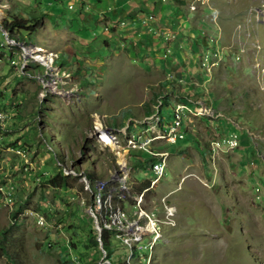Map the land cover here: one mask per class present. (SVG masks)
<instances>
[{"label": "rangeland", "instance_id": "obj_1", "mask_svg": "<svg viewBox=\"0 0 264 264\" xmlns=\"http://www.w3.org/2000/svg\"><path fill=\"white\" fill-rule=\"evenodd\" d=\"M15 1L0 0L1 33L5 31L1 23L13 15L44 13L50 18L55 13L67 22L72 12L67 9L70 0H39V13L17 12L25 3ZM152 1L154 11L145 6L142 15L146 13L150 21L153 15L151 36L158 46L151 41V48L164 50L156 57L164 61L172 48H178L174 47L176 39L183 41L182 63L173 60L181 66L179 84L174 83V69L164 77L159 71L147 73L144 54L132 58L117 49L80 53V48L66 44L64 49L76 62L57 59L62 71L54 64L53 48L32 43L18 48L8 37L7 43L0 39V264H116L126 260L125 245L117 240L110 243L109 263L103 260L106 253L100 247L101 256L83 247L91 229L97 233L94 222L99 220L88 210L95 191L92 182L109 179L119 157L132 165L144 153H127L124 147L116 152L114 145H103L92 128L97 125L126 133L131 127V133L137 134L139 123L147 117L144 113H153L161 99L160 117L166 124L159 127L166 130L174 120L171 109L175 104L168 101L185 103L183 98H187L196 105L202 91L203 101H211L210 96L216 100L212 113L225 116L228 120L222 121L228 129L221 128L225 131L214 138L210 128L203 132L205 118L217 114H204L207 103L199 102L205 105L194 115L188 113L184 139L168 144L159 137L152 143L153 149L167 153V166L164 177L148 187L143 204L147 210H156L159 219L168 204L174 210V225H162L156 245L149 251L140 247L138 255L149 254V264H264V0ZM89 13L82 9L80 17ZM105 26L109 34L118 30ZM20 34L28 37L24 31ZM77 35L84 39L86 32ZM28 46H34L41 59L32 58ZM166 48H171L170 55ZM202 48L206 60L199 58ZM185 56L193 58L184 67ZM15 57L18 66L10 61ZM197 63L201 71L192 69ZM66 74L78 78L68 84ZM165 78L172 82L171 93L165 90L169 85ZM81 91L82 96L74 95ZM206 93L208 99H203ZM213 121L212 127H218L221 120ZM194 126L195 131L191 130ZM228 130L239 134L240 148H235V138V149H226L232 151L218 150L214 155L209 148L204 151L210 138L222 146L218 136L227 138ZM193 135L201 144L196 143L198 150ZM115 140L122 146L124 134H116ZM153 177L148 164L147 169H131L134 188L135 181ZM49 178L56 184L48 182ZM4 182L12 185L9 195ZM126 250L128 254L127 246ZM133 259L132 264L140 263Z\"/></svg>", "mask_w": 264, "mask_h": 264}, {"label": "bare ground", "instance_id": "obj_2", "mask_svg": "<svg viewBox=\"0 0 264 264\" xmlns=\"http://www.w3.org/2000/svg\"><path fill=\"white\" fill-rule=\"evenodd\" d=\"M28 48H30V56L32 58L41 59L42 54L35 49L34 46H28ZM183 99L185 103H174L175 105L171 109L173 110L172 114L174 120H171L170 123L167 124L166 130L159 127L160 122L165 123L160 117V109L163 106L161 99H159L155 111L139 123L141 129L137 134L131 133V127L126 133L119 129H102L97 125H94L92 130L94 133L99 134V140L103 145L109 148L114 145L116 152L117 148L121 149L124 147L127 153L130 151L143 152L148 155V157H151L152 160H149L148 167L154 176L151 179V186H153L158 180L164 177L165 168L167 166V153L156 151L153 149L152 143L156 141L157 138L161 137L164 142L174 144L171 143V141H173L177 133L179 138L184 139V123L188 113L191 111V107H188L187 104L191 106L192 102L187 98ZM206 112L207 109H204L203 113L206 114ZM217 116L221 115L217 114ZM121 133L124 134V144L122 146L115 140V135ZM227 138H229V135ZM227 138H225V140ZM227 143V149H232L236 146V140L233 137H230V141H227ZM140 145H143V148L136 147ZM208 146L210 155H214L218 150H222L220 142L215 139L210 140ZM130 178L131 168L119 157L109 179H100L92 182L95 191L93 192V198H91L92 202L89 211L92 217L95 218L94 214H96V217L99 218L98 221L95 218L97 230H99L97 224L101 223L102 228L113 233L112 237L115 240L128 247L129 252L126 257L128 263L131 262L130 260L132 258L135 259L136 257L137 261L139 260L140 262L139 264H149L151 258L149 254L144 255L142 261V258L138 255V250L142 244H144L143 242H145V246H143L144 249L149 251L150 247L152 248L158 241L160 226L162 224H173L174 210L168 204H164V207H162L163 209H161V218L159 219L156 215L157 211L153 210L154 219H152V212L142 207L144 193L149 188H145L141 191L132 190L133 184ZM256 190L258 191V189ZM133 207H135V210H132ZM155 228L157 230L156 233Z\"/></svg>", "mask_w": 264, "mask_h": 264}, {"label": "crops", "instance_id": "obj_3", "mask_svg": "<svg viewBox=\"0 0 264 264\" xmlns=\"http://www.w3.org/2000/svg\"><path fill=\"white\" fill-rule=\"evenodd\" d=\"M20 1L22 2V4H25L24 7H20L17 12L24 11L26 13H29L30 11L36 12V9H38L37 3L39 0H32V2H30L29 0H26V2L24 0ZM20 1L16 0L15 2L20 3ZM72 1L73 0L68 1L67 9L74 13L73 17H71V12L70 16H67L69 20H67V22H64L62 20V17L56 15L55 13L51 16L53 18L52 21L50 19L51 17L49 18L45 15L43 17L42 26L37 32L33 34L34 36L32 39V41L37 43L38 45L45 46L50 49L53 48L55 50L54 52L59 54V56L63 55L64 57H66L64 59L62 58L64 62L66 60L72 63L76 62L75 60H73L75 59V56L69 54L64 49L66 44H70L69 47H73L72 49L74 50H77L76 47L80 48V53H85L87 52V50H90L88 53H92L94 50L106 51L117 49L122 50V52L127 53V55L132 58H139L140 54H144L145 56H147L144 59L147 63V73L150 74L151 72L154 73L159 71L160 74L163 75V77L165 76V73L170 72L173 69H177L176 62L173 61L175 58L178 59L179 63H182V58L180 56V53L182 52L181 47H183L182 40L176 39V42H174V47L178 48H172L173 53L170 56L167 55L168 58H166L164 61L159 59V54H162L164 51L163 48H151V41L153 46H158L157 41L151 36V26H154V22L150 21L148 18H145L147 16L146 13L142 15V10L146 9L145 6L150 9L152 8V11H154V7L153 5H151V0H79L76 3L77 5L72 4ZM153 2L154 0L152 1V3ZM30 6H32V8H35L31 10ZM155 7L159 9L161 6L156 5ZM82 9H87L88 11H90L89 15L81 18L80 14ZM149 14H151V12H149L148 15ZM82 21H84V23ZM105 23L109 28L114 29L115 27H117L118 30L113 31L109 34V32L106 30L107 27L105 26ZM81 31L86 32V37H83L84 39H81L77 35V33ZM94 31H99V34H95ZM152 53H155L154 57L152 56ZM156 55H158L159 57H156ZM164 56L165 53L163 57ZM200 57L203 58L202 53L201 55L199 54V58ZM198 63L194 67L197 70H199L200 68V63ZM185 64L186 62H184L182 65L185 67L187 65ZM186 70L187 69L183 68L182 72ZM177 79L180 78H176L175 75H173L174 83L178 81ZM207 97L208 96L206 93V97H203V99ZM202 105L205 104L199 103V107ZM197 109L198 108H196V105L192 104L190 113L193 115L196 114ZM212 115L213 114H209L208 116ZM214 116L217 117L216 115ZM189 117L190 114H188L187 118L185 119V127H187V121H189ZM162 123L163 122H160L159 125H161ZM193 129L195 131V126L192 127L191 130ZM210 129L213 131L212 138L225 131L223 129H217L215 127H210ZM232 132L235 133L233 130ZM218 138H220V141L222 143V151H232L239 146V139H237V137H233L234 139H237L238 145L232 150H226L228 143L227 141H225V137H221L220 135L218 136ZM210 139H207L206 147H204V151L206 150V152H208V143Z\"/></svg>", "mask_w": 264, "mask_h": 264}, {"label": "trees", "instance_id": "obj_4", "mask_svg": "<svg viewBox=\"0 0 264 264\" xmlns=\"http://www.w3.org/2000/svg\"><path fill=\"white\" fill-rule=\"evenodd\" d=\"M23 14H24V16L21 13L19 15H13V16H11V19L6 22V24H2V28L6 31L8 38L10 40L16 42V43H20V42L25 43L26 40L32 41L33 36H34L33 34L40 29V27L42 26L43 17L45 16V14H43V13L30 14V15L29 14L25 15V13H23ZM21 31L26 32L28 37L26 38V37L22 36L20 34ZM207 38H208V36H207ZM209 41H211V40L209 39ZM26 44L21 45V46H25ZM147 111L145 112L146 114H148ZM244 132L245 131H242V133H243L242 135L245 134ZM66 144H67L68 149L70 150V144L68 142ZM16 148H20V147H16ZM148 159H150V158H148ZM151 160H152V158H151ZM148 163H149V161H148ZM133 165L135 166V170H137L140 168V166H143V162L136 160L133 162ZM85 175L89 177L91 174L88 175V173H85ZM92 178H93V176H92ZM92 178H91V180H92ZM48 182H50L52 185L56 184L54 178H49ZM6 183L5 182L2 183V186L6 185ZM10 186L12 187L11 183H10ZM144 186H147V185L145 184ZM11 192H12V189H11ZM12 194H13V192L11 193L10 198L13 201V195ZM15 210H17V209H15ZM15 210H14V212H12L10 214L12 218H14L16 216ZM100 241H101L102 250L106 253L103 260L110 261V259H111L110 258V256H111L110 243L112 241V238L109 237V233L106 232V230H102V232L100 234ZM83 247H85L87 250H91V249L94 250L95 249L97 252H99V256H101V251L98 250L99 249V242L97 241V233L94 230L91 229L90 234L87 237L86 243L84 244ZM116 264H126V263L118 262Z\"/></svg>", "mask_w": 264, "mask_h": 264}, {"label": "clouds", "instance_id": "obj_5", "mask_svg": "<svg viewBox=\"0 0 264 264\" xmlns=\"http://www.w3.org/2000/svg\"><path fill=\"white\" fill-rule=\"evenodd\" d=\"M160 5H162V3L160 2ZM5 6H3V8H4ZM71 7V6H70ZM151 21H153V15L151 14ZM2 24L3 23H1V26H2ZM1 33V32H0ZM1 37H0V39H1V41L3 42V43H7L6 41H7V33H6V31H3V33H1V35H0ZM10 41H12V40H10ZM12 43H14V41H12ZM26 43H32V44H34L35 46H38V47H41V48H46L45 46H41V45H38L37 43H35V42H33V41H30V40H26L25 41V43H22V42H20V43H17V46H18V48H19V45H24V44H26ZM19 50V49H18ZM49 51V50H48ZM49 52H51V51H49ZM52 53V52H51ZM54 54V64L56 65V66H58L60 69H61V67L59 66V64L57 65V59H61L62 60V58H60V56H59V54H57L56 52H54L53 53ZM17 56V55H16ZM13 58H11L10 59V61L12 60ZM16 59V57L14 58V60ZM234 59H237V56H234ZM183 61V60H182ZM185 62H186V64L188 63L187 62V60H185ZM185 64V65H186ZM180 67L181 66H178L177 67V69L176 70H173L174 71V73H175V77L176 78H178L179 76H180V73H179V69H180ZM192 69H195L194 67H192ZM62 70V69H61ZM196 71H198L197 69H195ZM63 71V70H62ZM65 72V71H64ZM171 72V71H170ZM80 73V72H79ZM195 73H197V72H195ZM198 74V73H197ZM66 75H68L69 76V78H70V81H68L67 80V78L66 79H64V81H67V83L69 82V83H72L73 81H74V79L75 78H78L76 75H69V74H66ZM201 75H203V74H201ZM206 75H208V74H206ZM72 78H73V80H72ZM187 78V77H186ZM185 80V79H184ZM166 83L168 82V86L165 88V90H168V91H170V93L173 91L172 90V82L171 81H169V80H167L166 78H165V80H164ZM68 83V84H69ZM176 84H177V82H175ZM202 84V83H201ZM201 84H199V85H201ZM207 84V83H206ZM205 84V85H206ZM65 91H67V92H70L68 89H66ZM55 93V92H54ZM82 91L81 92H76L74 95H78V96H82ZM70 94H72V93H70ZM202 94H203V91L199 94V96H198V98L200 99V97L202 96ZM73 95V96H74ZM208 95L210 96V92H208ZM67 97H69V95H67ZM158 97V96H157ZM74 98H78V97H74ZM210 98L211 99H213L212 98V96H210ZM70 100V99H69ZM69 100H67L66 101V103L68 104V101ZM201 100V99H200ZM214 100V99H213ZM164 101H165V99H164ZM173 101V103H176V100H170V101H168V102H172ZM214 101H216V100H214ZM156 104H157V101H156ZM155 106V105H154ZM216 106V105H215ZM154 112V111H153ZM152 113V112H151ZM151 113H149L148 112V114H146V113H144V116H148V115H150ZM205 119H207V121L208 122H205L206 123V125L207 126H204V127H202V130H203V132H204V130L205 129H207V128H210V127H212L213 126V120L214 119H218V120H221V121H219L218 122V127L217 126H215V128H217V129H221V128H224V129H228V126H227V124L224 122V121H222V120H228V119H226L225 118V116H223V115H221V116H218V117H215V116H212V117H206ZM231 122V121H230ZM233 123V122H232ZM234 125V124H233ZM235 126V125H234ZM233 127V126H232ZM214 128V127H213ZM194 136V135H193ZM250 137V136H249ZM194 138H195V136H194ZM183 139V138H182ZM182 139H180V140H182ZM250 140V139H249ZM177 142V141H176ZM175 142V143H176ZM174 143V144H175ZM196 143H198L199 144V142H198V140L195 138V145H196V149L198 150V148H197V144ZM242 144V142H240V138H239V148H240V145ZM200 146H201V144H199ZM199 146V147H200ZM98 148V147H97ZM164 150H166L167 152H168V150L167 149H164ZM101 152V151H100ZM168 154H169V152H168ZM144 156H145V154H144ZM144 156H143V154H140V158L142 157V161L141 160H139V161H141V162H143V166H140V167H143V168H145V169H147V163H148V161L149 160H151V157H148L147 155H146V157L144 158ZM150 158V159H148V158ZM128 165L131 167V169H132V171H134L135 170V166H133V163H132V165L128 162ZM137 170H139V169H137ZM94 180H99V179H94ZM93 180V181H94ZM135 181V180H134ZM136 182V184H135V187L136 188H134V185H132V187H133V189H137L138 191H141V190H143V189H145V188H148L149 187V180L148 181H143V182H137V181H135ZM147 185V186H144V185ZM150 190H147L145 193H144V196H145V194L146 193H148ZM4 195V194H3ZM4 197V196H3ZM163 199H165L166 200V197H162ZM161 198V199H162ZM161 199L159 200V201H161ZM2 202V201H1ZM13 203V201L11 200V204ZM2 204H3V202H2ZM10 204V205H11ZM142 207H143V209H145V210H147L145 207H144V204L142 205ZM95 223V222H94ZM98 225V227H99V230H97L96 229V225H95V229H96V231H97V241L99 242V247L101 248V251H103L102 250V247H101V241H100V234H101V232H102V230H106V229H104V228H102V224L100 223V224H97ZM162 225H166V226H173L174 225V221H173V224L172 225H168V224H162ZM161 225V226H162ZM161 226H160V228H161ZM108 233H109V237H111L112 238V241L113 242H115V239L112 237L113 236V233L112 232H110L109 230H106ZM120 244V243H119ZM122 245V244H121ZM122 246H124V245H122ZM123 250H125V255H127V250H126V246H124V249ZM104 252V251H103ZM105 253V252H104ZM107 261V263H109V261L108 260H106ZM123 263H126V264H132V262H127L126 260H124L123 261Z\"/></svg>", "mask_w": 264, "mask_h": 264}, {"label": "built area", "instance_id": "obj_6", "mask_svg": "<svg viewBox=\"0 0 264 264\" xmlns=\"http://www.w3.org/2000/svg\"><path fill=\"white\" fill-rule=\"evenodd\" d=\"M166 49H169V55L171 53V48H166ZM201 53H202V57L205 58V60L208 58V55H206L205 53V48H202L201 49ZM180 56H181V53H180ZM219 57L221 58V55L219 54ZM185 60H187V62L190 61V58L188 59L187 56H185ZM13 65H16L18 66V58H16L15 60H11ZM187 71H188V67H187ZM178 80V84L179 82L181 83L182 81L177 79ZM198 84V83H196ZM199 85V84H198ZM201 85H205V84H201ZM189 88V87H188ZM191 99V98H190ZM201 99V100H200ZM199 101L198 102H195L196 103V108L199 109V102H206L207 103V112L208 114H217V113H212V106H215L216 105V101H214L213 99H211V101H203L202 98L200 97ZM155 109V108H154ZM200 110V109H199ZM229 131V138H227L225 141H230V137H237V139H239V135L238 133H233L232 130H228ZM178 139H181L178 137V133L175 134V137L173 138V141H171V143H175ZM137 148H143V145H140V146H136ZM159 164H160V161H159ZM153 174V173H152ZM149 187L151 186V178L149 179ZM5 188V191L7 193V195L10 194V186L8 183H6V186H3ZM90 208H88L89 210ZM150 212H152V219H154V215H153V208L150 209ZM157 232L156 228H155V233ZM155 235V234H154ZM153 235V236H154ZM152 236V237H153ZM143 246H145V243L142 244V248ZM142 261H143V258H142Z\"/></svg>", "mask_w": 264, "mask_h": 264}]
</instances>
